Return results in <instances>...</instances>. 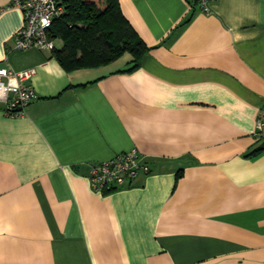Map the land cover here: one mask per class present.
<instances>
[{
	"label": "crops",
	"instance_id": "0c3cea01",
	"mask_svg": "<svg viewBox=\"0 0 264 264\" xmlns=\"http://www.w3.org/2000/svg\"><path fill=\"white\" fill-rule=\"evenodd\" d=\"M148 46L66 70L14 47L0 0V66L35 68L18 116L0 103V264H264V0H118ZM136 148L149 170L95 190L90 165Z\"/></svg>",
	"mask_w": 264,
	"mask_h": 264
},
{
	"label": "built area",
	"instance_id": "2783aa9c",
	"mask_svg": "<svg viewBox=\"0 0 264 264\" xmlns=\"http://www.w3.org/2000/svg\"><path fill=\"white\" fill-rule=\"evenodd\" d=\"M205 13L210 12V0H186ZM21 10L22 24L14 33V47L19 50L35 46L52 49L54 41L47 35L53 19L64 11V0H12ZM35 68L15 70L0 66V103L6 115L18 116L24 107L36 97L30 83ZM264 133V101L255 121V134ZM139 170L147 172L148 165L142 162L136 148L119 152L111 158L90 165L89 181L93 189L104 190L130 182Z\"/></svg>",
	"mask_w": 264,
	"mask_h": 264
},
{
	"label": "trees",
	"instance_id": "16d2710c",
	"mask_svg": "<svg viewBox=\"0 0 264 264\" xmlns=\"http://www.w3.org/2000/svg\"><path fill=\"white\" fill-rule=\"evenodd\" d=\"M47 35L54 41L51 55L66 70L108 64L124 53L131 55L133 68L148 48L118 0H64Z\"/></svg>",
	"mask_w": 264,
	"mask_h": 264
},
{
	"label": "rangeland",
	"instance_id": "374dc122",
	"mask_svg": "<svg viewBox=\"0 0 264 264\" xmlns=\"http://www.w3.org/2000/svg\"><path fill=\"white\" fill-rule=\"evenodd\" d=\"M58 43V42H57Z\"/></svg>",
	"mask_w": 264,
	"mask_h": 264
}]
</instances>
